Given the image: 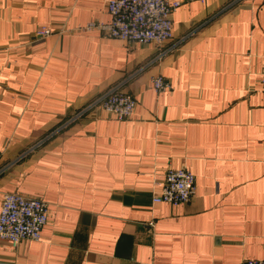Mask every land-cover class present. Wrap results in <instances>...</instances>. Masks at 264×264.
Instances as JSON below:
<instances>
[{"label": "crops", "instance_id": "crops-1", "mask_svg": "<svg viewBox=\"0 0 264 264\" xmlns=\"http://www.w3.org/2000/svg\"><path fill=\"white\" fill-rule=\"evenodd\" d=\"M107 1L0 0V205L50 208L39 241L0 239V264L264 258V0H180L163 46L78 30L109 23ZM111 89L136 98L130 119L97 103ZM182 166L193 199L154 202Z\"/></svg>", "mask_w": 264, "mask_h": 264}, {"label": "built area", "instance_id": "built-area-1", "mask_svg": "<svg viewBox=\"0 0 264 264\" xmlns=\"http://www.w3.org/2000/svg\"><path fill=\"white\" fill-rule=\"evenodd\" d=\"M181 3L180 0H108L107 9L111 21L90 22L78 30H99L108 37L127 42L163 46L174 39L172 16ZM52 33L47 27L38 30V34L43 37ZM152 86L159 93L171 89L170 82L162 75L152 78ZM261 92L264 95V72L261 77ZM97 103L120 121L130 119L138 104L132 94L116 89L102 94ZM37 145L22 156L27 155ZM1 158L0 151V161ZM4 168L5 166L0 167V175L4 173ZM196 192V176L189 168L170 167L166 171L161 191L153 195V201L176 206L190 202ZM49 221V204L42 198L25 196L19 192H6L3 195L0 205L1 240H6L14 246L25 240L39 241L42 230ZM242 264H264V258H247Z\"/></svg>", "mask_w": 264, "mask_h": 264}, {"label": "rangeland", "instance_id": "rangeland-1", "mask_svg": "<svg viewBox=\"0 0 264 264\" xmlns=\"http://www.w3.org/2000/svg\"><path fill=\"white\" fill-rule=\"evenodd\" d=\"M48 28V27H47ZM51 132V131H50ZM38 144V142H34L32 145H30V146H28L27 148H25V150L23 151V153L24 152H26V151H28L29 149H31V148H33L34 146H36ZM37 147H35L32 151H34L35 149H36ZM32 151H30L29 153H31ZM11 162V161H10ZM10 162H8L6 165H5V170H6V168H7V165L10 163ZM6 172L4 171V173L3 174H5ZM2 174V175H3ZM2 175H0V176H2Z\"/></svg>", "mask_w": 264, "mask_h": 264}]
</instances>
